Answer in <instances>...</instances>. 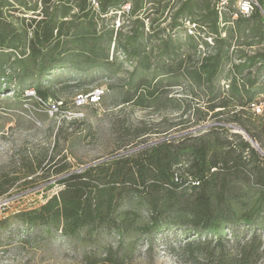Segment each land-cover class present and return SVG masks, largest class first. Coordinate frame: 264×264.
Wrapping results in <instances>:
<instances>
[{
    "label": "trees",
    "instance_id": "obj_1",
    "mask_svg": "<svg viewBox=\"0 0 264 264\" xmlns=\"http://www.w3.org/2000/svg\"><path fill=\"white\" fill-rule=\"evenodd\" d=\"M216 1L211 25L185 15V22L197 25L192 35L176 23L169 30L151 25L146 31L145 21L134 16V5L127 16L129 25L116 30L117 14L103 15L121 7L118 0H102L101 13L88 0H35V7L27 9L35 17L19 27L5 16L11 3L0 0V82L9 87L15 81L21 97L33 91L45 102L50 88L42 82L66 72L77 71L85 81L112 73L114 54L120 49L135 61L128 80L135 95L126 103L140 100L149 84L147 79L135 83L137 73L159 71L198 83L210 104L205 111L195 107L199 117L194 123L158 132L166 136L162 141L79 172H70L67 164L59 167L55 176L65 175L55 183L60 191L39 209L16 215L24 231H60L71 242L87 244L84 264H126L144 242L152 251L154 240L170 232L183 237L182 245L171 251H178L189 264L264 261V156L243 132L264 151V124L258 127L264 123V110L257 114L251 107L264 96L259 83L264 78V25L258 13L234 21L224 16L220 22ZM177 28L186 32L185 39ZM242 46L262 49L237 54ZM223 81L228 82L226 89L220 86ZM208 117L220 124L202 128ZM179 126L187 132L167 138ZM193 127L201 129L188 131ZM146 144L143 140L138 145ZM243 182H252L260 194L252 208L239 213L234 202L247 196L239 189ZM127 205L132 208L121 211ZM104 236H116V243L103 244Z\"/></svg>",
    "mask_w": 264,
    "mask_h": 264
},
{
    "label": "rangeland",
    "instance_id": "obj_2",
    "mask_svg": "<svg viewBox=\"0 0 264 264\" xmlns=\"http://www.w3.org/2000/svg\"><path fill=\"white\" fill-rule=\"evenodd\" d=\"M8 1L13 8L5 9V16L19 27L22 21L28 24L35 17L27 10L35 7V0ZM213 4L214 0L133 1L134 7L138 8L134 16L145 21L146 31L151 25L167 30L174 23L185 26V15L188 14L194 21L211 25ZM37 5L41 9V3ZM121 9L117 6L114 14L107 18L114 17ZM117 14L115 27L118 23L120 28L127 27L131 19L127 14ZM250 27H254V23ZM182 28L177 30L183 31L185 39L187 34ZM129 29L125 28L124 32ZM261 49V46H242L237 49V54L241 51L254 54ZM203 52L206 53V48L201 50ZM114 58L112 73L85 81L82 74L70 71L64 77L43 81L44 87L50 88V96L45 102L31 95L32 91L21 97L15 81L9 87L0 82V264H84L82 254L89 250L87 244L71 242L60 231L53 230L51 235L41 228L24 231V224L16 215L39 209L60 191L61 187L55 183L65 175L55 176L59 167L67 164L70 172H79L93 162L130 153L141 147L138 144L143 140L150 144L166 137L158 132L177 124L188 126L190 121L194 123L199 117L195 107H200L201 111L210 107L201 85L184 76H162L159 71L137 73L135 83L147 79L149 84L139 95L140 100L126 103V99L135 95L128 87L135 61L128 60L120 49ZM229 69L230 66L225 72ZM259 83L264 88V78ZM99 86L107 89L99 104L81 108L75 105L79 94H86ZM220 86L226 89L228 82L223 81ZM149 93L152 94L149 96ZM51 102H60V108L52 112ZM207 121L216 122L210 117ZM263 124L261 122L258 127ZM181 127L171 130L168 137L186 133ZM195 129L198 128L188 131L194 132ZM145 133L150 134L143 136ZM239 189L247 193L234 202L237 212L242 213L254 206L260 192L252 182L239 184ZM131 208L127 205L121 211ZM137 210L143 217L147 215L143 209ZM101 240L103 244L116 243L117 237L104 236ZM182 243L183 237H176L173 232L158 236L152 251L144 242L139 246L137 256L126 264H189L178 251H171V247Z\"/></svg>",
    "mask_w": 264,
    "mask_h": 264
},
{
    "label": "built area",
    "instance_id": "obj_3",
    "mask_svg": "<svg viewBox=\"0 0 264 264\" xmlns=\"http://www.w3.org/2000/svg\"><path fill=\"white\" fill-rule=\"evenodd\" d=\"M59 1V0H56ZM91 7L101 13V1L102 0H88ZM120 3H122V6L120 8L121 11L116 12L127 14V16L132 11L133 1L134 0H118ZM216 10L219 15L220 22H223L224 16H229L231 21H234L238 18L243 19H249L252 15L255 13H258L261 17L262 24L264 25V0H217L216 1ZM110 14H114L113 10H111L108 14L103 15L104 17H108ZM118 15V14H117ZM224 23L222 24V26ZM120 23L117 24V27L115 29L117 30L120 27ZM189 29L190 34H195L197 25L194 23L186 22L185 25ZM225 36V34H223ZM209 42L212 44V39H208ZM33 92V91H32ZM107 93V89L103 86L96 87L89 91L86 94H79L75 99V105L79 108L84 107L86 105H97L102 101V98ZM34 95V92L31 94ZM61 103L60 102H54L50 103V107L53 111H57L59 109ZM251 107L255 110L257 114H260L264 110V96L262 98H259L258 103H254L251 105ZM220 123H210L209 126L218 125ZM231 128L235 129V126H231ZM252 147L260 153L262 156H264V151L259 147L257 143L253 141L250 142Z\"/></svg>",
    "mask_w": 264,
    "mask_h": 264
},
{
    "label": "water",
    "instance_id": "obj_4",
    "mask_svg": "<svg viewBox=\"0 0 264 264\" xmlns=\"http://www.w3.org/2000/svg\"><path fill=\"white\" fill-rule=\"evenodd\" d=\"M198 129H200V128H198ZM198 129H195V130H198ZM194 130V131H195ZM243 130V129H242ZM243 132L246 134V139L249 141V142H252L253 143V139L250 137V135H248V133L246 132V131H244L243 130ZM173 137H176V136H173ZM168 138H172V137H168ZM162 140H164V139H161V140H159V141H162ZM159 141H156V142H159ZM155 142V143H156ZM151 144H154V143H150V144H147V145H151ZM147 145H142L141 147H139L138 149H140V148H142V147H144V146H147ZM135 149H133L132 151H134ZM105 159H102V160H99V161H96V162H93V163H91V164H89V165H86V166H84L83 168L85 169V168H88V167H90V166H93V165H96V164H98V163H100V162H102V161H104Z\"/></svg>",
    "mask_w": 264,
    "mask_h": 264
},
{
    "label": "crops",
    "instance_id": "obj_5",
    "mask_svg": "<svg viewBox=\"0 0 264 264\" xmlns=\"http://www.w3.org/2000/svg\"><path fill=\"white\" fill-rule=\"evenodd\" d=\"M213 123H214V122H213ZM209 124H210V123L206 122L202 128H208V127H210ZM200 129H201V127H200ZM181 135H182V134H181Z\"/></svg>",
    "mask_w": 264,
    "mask_h": 264
}]
</instances>
